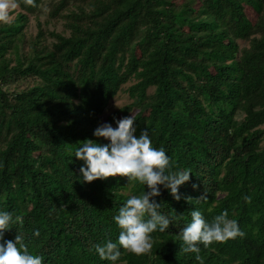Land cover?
<instances>
[{
	"label": "trees",
	"instance_id": "obj_1",
	"mask_svg": "<svg viewBox=\"0 0 264 264\" xmlns=\"http://www.w3.org/2000/svg\"><path fill=\"white\" fill-rule=\"evenodd\" d=\"M18 2L0 23V212L23 223L0 244L23 234L42 264H264V0ZM46 6L61 31L39 22ZM132 112L134 135L148 130L172 170L191 173L179 200L162 185L150 198L171 221L152 250L118 245L113 262L94 245L118 243L114 217L148 188L119 175L85 182L74 153L85 139L108 143L94 130ZM193 210L209 223L226 210L245 235L200 244L197 260L181 236Z\"/></svg>",
	"mask_w": 264,
	"mask_h": 264
},
{
	"label": "clouds",
	"instance_id": "obj_2",
	"mask_svg": "<svg viewBox=\"0 0 264 264\" xmlns=\"http://www.w3.org/2000/svg\"><path fill=\"white\" fill-rule=\"evenodd\" d=\"M24 2L35 7L34 0ZM18 7V0H0V23L10 24L12 13ZM135 120V113L132 112L130 116L115 120V128L109 123L99 125L93 135L107 139L108 143L98 144L85 139L80 142V147L74 153L77 159L84 162L80 172L85 182L119 175L138 181L148 188L142 195L128 198L120 207L119 214L114 217L121 229L118 243L109 239L103 245H94L101 259L113 262L121 256L118 245L136 255L147 254L152 250L151 233L157 230L166 231L171 221L160 213V204L150 198L160 195L158 185H162L170 191L174 199L179 200V186L189 181L191 173L190 169L172 170L170 157L166 155L164 148L153 147L148 130H142L139 137H136ZM201 198L207 199L206 196ZM244 199L251 202L248 196ZM16 223L22 224L23 218L16 216L13 219L11 212H0V239H3L4 231L13 228L10 225ZM34 235L39 236V231L36 230ZM244 235L238 222L230 219L226 210L215 216L210 223L199 210H193L191 223L182 229L181 233L185 245L183 251L197 254L196 259L200 260V244L207 248L214 242L224 243ZM42 260L41 255L29 252L23 234H16L14 240H4L3 244H0V264H42Z\"/></svg>",
	"mask_w": 264,
	"mask_h": 264
},
{
	"label": "rangeland",
	"instance_id": "obj_3",
	"mask_svg": "<svg viewBox=\"0 0 264 264\" xmlns=\"http://www.w3.org/2000/svg\"><path fill=\"white\" fill-rule=\"evenodd\" d=\"M43 13H41L39 15V22L41 23V25L44 26V28H46L47 30L51 31H61L63 29V22L60 20L58 22L55 21H51L47 18L46 15V10H47V6L43 7ZM19 12L18 9H16L13 13L12 16L15 17V15ZM37 20L34 16H30L29 15V19H28V25H27V35L28 36H34L37 32H38V25H37ZM125 95L122 94L121 96H119L112 104H111V108H117L119 107L121 104L125 103Z\"/></svg>",
	"mask_w": 264,
	"mask_h": 264
}]
</instances>
